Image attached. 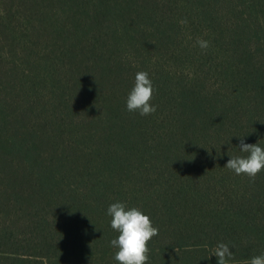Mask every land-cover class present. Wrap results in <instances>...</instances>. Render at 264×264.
Masks as SVG:
<instances>
[{"label": "trees", "instance_id": "trees-1", "mask_svg": "<svg viewBox=\"0 0 264 264\" xmlns=\"http://www.w3.org/2000/svg\"><path fill=\"white\" fill-rule=\"evenodd\" d=\"M240 137L264 147V0H0V264H119L116 202L159 229L148 264L264 255Z\"/></svg>", "mask_w": 264, "mask_h": 264}, {"label": "clouds", "instance_id": "clouds-1", "mask_svg": "<svg viewBox=\"0 0 264 264\" xmlns=\"http://www.w3.org/2000/svg\"><path fill=\"white\" fill-rule=\"evenodd\" d=\"M186 22V20L180 21L181 24ZM196 43L201 49L209 47V42L203 39H198ZM153 94L154 88L149 74L145 71L137 72L134 86L127 97V110L138 112L140 116L154 114L157 108L151 104ZM238 148L247 155H229L231 159L224 168L233 171L236 175H246L254 181L264 170V147L260 142L245 143L243 137H240ZM107 215L111 217V228L118 233V237L110 241L111 247L118 249L114 259L119 264H148L149 242L159 234V229L153 226L151 218L140 209L135 207L129 209L121 202L110 204ZM213 255L217 257L218 264H230L234 257L229 245L223 242L218 243L213 249ZM245 264H264V255L253 256Z\"/></svg>", "mask_w": 264, "mask_h": 264}]
</instances>
